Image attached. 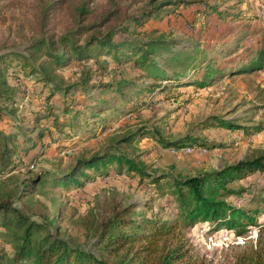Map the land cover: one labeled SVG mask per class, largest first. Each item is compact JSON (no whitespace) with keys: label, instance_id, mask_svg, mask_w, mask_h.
<instances>
[{"label":"rangeland","instance_id":"rangeland-1","mask_svg":"<svg viewBox=\"0 0 264 264\" xmlns=\"http://www.w3.org/2000/svg\"><path fill=\"white\" fill-rule=\"evenodd\" d=\"M47 2L53 6L48 9L45 25L42 26V6ZM83 2H86L85 6L90 12L82 16L77 8ZM147 2L0 0V53L8 50L28 53L29 43L37 37L45 36L56 42L80 21L88 24L107 14V22L98 29L104 31L111 28L116 38L126 36L124 27L129 23L128 17L137 14ZM196 7H183L177 14L149 20L142 26L130 24L129 30L139 33V37L144 36L141 31L157 30L171 34L178 41H201L204 48L217 49V52H206V57L219 66L246 60L251 50L264 42V0H226L221 2L219 9L237 19H218L210 13L192 26L193 10ZM235 43H238L234 49L235 55L231 56L226 50L221 52L226 45L234 46ZM36 56L38 58L34 60L37 62L43 59L41 54ZM12 65L17 69L19 64L14 61ZM87 71L91 73L93 82L135 79L139 73L131 61L118 65L111 56L103 55L97 60H71L65 67L55 69L52 75L57 80L71 82ZM198 74H201L200 70L189 71L192 77ZM6 75L9 84L16 88L19 111L14 112L13 118H1L0 130L13 132V123L19 121L26 127L22 131L32 138V142L26 143L22 137L18 138L16 161L19 164L0 174V200L14 196L15 206L23 212L36 220L44 217L55 219V232L59 236L91 251H95L94 242L100 222L111 215L112 211L130 205L135 218L156 215L171 220L177 213L174 204L168 198L156 197L152 187L146 182H139L137 176L132 177L125 170L118 173L113 167L104 176L90 172L92 178L80 187L64 189L48 182L34 193L18 198L16 193L21 182H27L44 171L58 174L68 170L75 165L78 157L111 149L121 135L142 125L156 127L162 134L175 138L195 133L207 143L204 147L168 149L152 137L139 135L130 145L120 144V149L154 174L170 173L187 177L206 170L221 169L255 155H264V71L224 77L203 89L174 87L170 82L163 81L161 85H166L164 89H125L121 93L95 90V96L90 99L85 98L81 90L74 91L67 96L66 104L73 111H78L80 126H66L60 130L53 126L52 116L41 122L33 120L36 113L46 111L44 99L47 90L40 83H33L31 76L25 77L18 70L14 72L9 69ZM135 82L141 85L152 83L146 78L135 79ZM62 99L61 93L57 92L50 102L62 107ZM102 100L112 105L103 111L109 121L104 126L95 127L92 116L94 112L90 109L93 105L101 104ZM115 105L123 112L118 113L114 109ZM53 110L61 115L59 110ZM210 115L231 119L241 125L254 126L260 123L263 130L244 133L221 127L201 128L200 123ZM31 127L43 129L41 140L36 138L37 131L30 130ZM229 186L247 189L242 194H231L226 199L245 208L259 206L260 211L256 215L258 225L247 226L240 235L226 228L213 230L208 222L202 221L191 226H181L180 230L184 239L188 240L192 253L202 259L204 264H248L256 252L264 250V201L251 200L253 195L256 197L259 194L264 198V174L255 172L244 179L230 182ZM6 248L10 250L9 246Z\"/></svg>","mask_w":264,"mask_h":264},{"label":"trees","instance_id":"trees-1","mask_svg":"<svg viewBox=\"0 0 264 264\" xmlns=\"http://www.w3.org/2000/svg\"><path fill=\"white\" fill-rule=\"evenodd\" d=\"M224 1L226 0H148L137 14L128 17L129 23L124 27L126 36L116 38L111 28L104 31L98 29L107 22L109 17L107 14L98 21L88 24L80 21L56 42L48 40L45 36L37 37L29 43L28 53L19 50L0 53V119L4 116L13 118L14 112L19 111L16 105L18 100L16 88L9 84L6 77L9 69H13L14 72L18 70L25 77L31 76L33 83H40L42 88L47 90L44 99L46 111L36 113L33 120L41 122L52 116L53 126L57 130L66 126H80V121L77 120L78 111H73L69 104H66L67 96L74 91L81 90L85 98L90 99L95 96V90L121 93L125 89L130 91H153L156 87L164 89L166 85H161L163 81L170 82L174 87L203 89L224 77L264 71V42L255 50H251L246 60L219 66L214 60L206 57V52H217V49L204 48L201 41L193 39L178 41L171 34L157 30L141 31L144 36L139 37L137 35L139 33L129 30L130 24L142 26L149 20L177 14L181 8L192 5H197L193 10L192 26L201 22L202 18L210 13L218 19L227 17L237 19L219 9L221 2ZM85 5L86 2H83L77 8L82 16L90 12ZM52 6L51 2L42 6L40 19L42 26L45 25L46 14ZM235 46H238V43L234 46L226 45L221 52L226 50L231 56L235 55ZM39 54L43 59L37 62L34 59H37L36 55ZM103 55L111 56L118 65L131 61L139 70L134 78H146L152 83L141 85L137 84L135 79L93 82L88 71L71 82L57 80L52 75L55 69L65 67L71 60L77 62L91 58L97 60ZM198 55L202 57H197ZM14 61L19 64L17 69L12 67ZM196 69L200 70L201 74L193 77L189 75L190 70ZM57 92L61 93L63 98L62 107L50 102ZM111 107L106 100H102L99 105H93L90 110L94 112L92 116L95 127L104 126L109 121L106 115H103V111ZM53 109L59 110L61 115L55 113ZM114 109L118 113L123 112L116 105ZM13 124V132L0 130V174L19 164L16 161L19 150L18 138L22 137L26 143L32 142V138L22 131L25 126L19 121ZM200 124L203 129L221 127L244 133H257L263 130L260 123L254 126L241 125L218 115H210ZM30 130L37 131L38 140L43 138V129L31 127ZM139 135L152 137L158 144L168 149L207 146V143H204L205 139L195 133L175 138L162 134L156 127L148 128L142 125L121 135L111 149L78 157L75 165L68 170L58 174L44 171L27 182H21L16 195L22 198L34 193L38 188L45 187L48 182L64 189L80 187L92 178L90 172L104 176L109 172L108 169L113 167L118 173L125 170L130 176H137L139 182L148 183L156 197L170 199L177 212L174 218L166 220L155 215L138 219L132 213V206L118 208L100 222L98 236L94 242L95 251H91L59 236L55 232V219L44 217L36 220L15 206L14 196L9 197L0 200V264H204L202 259L192 253L188 240L184 239L180 230L181 226H191L197 221H202L208 222L213 230L226 228L240 235L247 226L258 225L256 215L260 211L259 206L241 207L228 201L226 197L231 194H242L247 190L240 186L232 188L229 186L230 182L244 179L255 172L264 174V155H255L221 169L206 170L187 177L170 173L154 174L120 149V144L130 145ZM262 189L264 191V187ZM251 200L261 202L264 198L259 194L256 197L253 195ZM6 246H9L10 250ZM248 264H264V250L256 252Z\"/></svg>","mask_w":264,"mask_h":264}]
</instances>
